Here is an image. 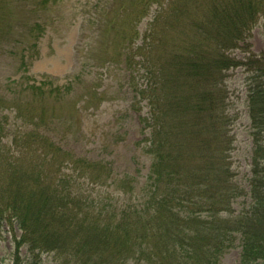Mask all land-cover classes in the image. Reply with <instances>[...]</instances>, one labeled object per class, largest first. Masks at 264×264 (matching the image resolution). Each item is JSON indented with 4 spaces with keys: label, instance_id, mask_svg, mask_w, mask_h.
Here are the masks:
<instances>
[{
    "label": "rangeland",
    "instance_id": "obj_1",
    "mask_svg": "<svg viewBox=\"0 0 264 264\" xmlns=\"http://www.w3.org/2000/svg\"><path fill=\"white\" fill-rule=\"evenodd\" d=\"M93 1L0 0V135L4 128L5 140L12 142L27 129L30 116L37 115L41 135L57 150L52 160L39 162L40 172L53 183L51 194L58 195L54 204L58 209L54 216L47 217L44 225L47 223L49 231L60 232L58 235L65 231L69 234L65 242L53 249H36L37 256L30 251V244H22L21 264L34 261V264H110L115 259L123 264L129 257L126 251L115 254L126 249L119 245H112L106 254L97 251L99 248H95L92 236L86 232L91 231L97 221L96 226H105L106 214L100 215L101 210L111 206L117 212L133 210L149 201L154 186L150 169L155 159L149 149H157L158 144L164 142L163 134L161 137L155 131V125L165 126L170 122L172 97L165 90L152 92L147 88L148 71L158 73L159 59L165 61V57L181 51L183 39L187 37L185 33L190 30L189 22L183 24L182 18L201 16L191 5L188 8L191 15L188 11L178 15L175 8L182 10L184 0L178 3L174 0H122L120 12L132 29L137 26L139 37L144 36L159 10L161 14L165 7L152 46L145 51L138 50L141 40L128 43L117 25L116 36L115 31L108 34V39L115 37L113 44H105L102 49L104 40L99 35L90 38L92 45L86 49L90 29L86 19ZM160 1H163L161 8H156L155 4L160 5ZM30 7H39L42 13L31 20L35 13L30 12ZM258 16L260 19L248 36L249 47L232 50L239 59L247 57L248 48L264 57V11ZM2 18L8 23L4 33ZM35 20L42 23V30L32 31ZM128 29L126 26V31ZM162 39H166L163 50L160 48ZM83 63L97 66L81 76ZM226 75V112L231 117L227 129L233 144L225 154V163L230 165L232 183L241 189L232 202L230 214L226 215L229 222H233L251 203L249 181L255 170L253 160L259 145H254L252 136L246 66L233 67ZM2 93L9 97L3 103ZM20 111L23 119L18 118ZM262 143L264 145V131ZM36 145L16 156L14 164H23L15 171L18 178L33 171L27 167ZM54 157L61 161L60 167L54 164ZM261 161L260 167L264 170V160ZM189 164L197 168L203 163L191 159ZM57 170L61 172L59 177L48 173ZM0 172L7 171L0 169ZM79 210L83 211L82 215L77 214ZM83 215L82 229L73 236L76 227L71 222L82 219ZM19 221L16 218L12 224L3 223L0 229V264H12V254L17 249L15 241L23 233ZM106 237L114 239L111 229ZM83 239H86L85 248ZM240 253L241 246L237 242L226 250L221 264H239ZM125 264L134 263L128 260Z\"/></svg>",
    "mask_w": 264,
    "mask_h": 264
},
{
    "label": "trees",
    "instance_id": "obj_2",
    "mask_svg": "<svg viewBox=\"0 0 264 264\" xmlns=\"http://www.w3.org/2000/svg\"><path fill=\"white\" fill-rule=\"evenodd\" d=\"M121 2L94 0L91 3L86 19V23H90L86 49L92 45L90 38L99 35L104 40L102 49L110 42L113 44L115 37L108 39V34L115 31L116 36L117 25L128 43L141 40L138 50L145 51L152 46L165 7L161 14L159 10L144 36L139 37L137 26L132 29L131 23H126L124 13L120 12ZM162 4L163 1L160 5L155 4L156 8H161ZM190 5L196 7L201 16L182 18L183 24L189 22L190 30L185 33L187 37L183 39L181 51L165 57V61L159 59L158 73L148 71L147 88L152 92L165 90L172 97L170 122L165 126L155 125V131L161 137L163 134L164 142L159 143L157 149H149L155 156L150 169L154 186L149 201L133 210L117 212L113 206L101 210L100 215L106 214L105 226H96L97 221L86 233L92 236L95 248H99L97 251L105 254L112 245L125 247L115 253L129 252L123 264L128 260L134 264H221L226 250L237 242L241 246L239 264H264V170L260 167L264 160V57L252 53L249 48L245 59L232 53L234 49L249 47L248 36L260 19L257 14L264 11V0H184L182 10L175 8V11L181 15ZM29 10L35 13L31 20L42 13L39 7ZM7 26L8 23L2 21L3 33L8 30ZM42 29V23L35 20L32 31ZM165 40L161 42L162 50ZM143 55L144 52L141 60ZM240 65L246 66L248 72L249 116L254 145L259 146L255 150V170L249 181L251 203L235 217L237 220L229 222L226 215L230 214L232 202L241 189L232 183L230 165L225 163V154L233 144L227 129L231 117L226 112L225 81L226 71ZM96 66L83 63L81 76ZM8 98L2 93V103ZM18 118L23 119L21 111ZM29 120L27 129L12 142L5 140L4 128L0 135V169L7 171L0 172V229L3 223L12 224L17 218L23 232L15 241L17 249L12 254V264L22 263L19 258L22 244H30V251L37 256L36 249H53L69 235L67 231L58 235L60 232L49 231L47 223L44 225L47 217L54 216L58 209L54 206L58 195L51 194L53 183L40 172L39 162L52 160V154H57V150L41 135L37 115H31ZM36 143L32 162L27 167L33 171L18 178L15 171L23 164H14L16 156ZM55 157L54 164L60 167L61 161H56ZM191 159L201 160L203 164L197 168L190 166ZM48 173L59 177L61 172ZM77 214L82 215L83 211L79 210ZM83 222L84 215L71 222L76 227L73 236L82 229ZM110 229L114 234L112 241L106 237ZM110 264L121 263L115 259Z\"/></svg>",
    "mask_w": 264,
    "mask_h": 264
}]
</instances>
